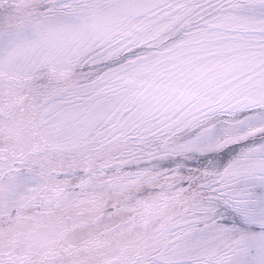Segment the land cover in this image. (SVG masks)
<instances>
[{
    "label": "snow or ice",
    "instance_id": "1",
    "mask_svg": "<svg viewBox=\"0 0 264 264\" xmlns=\"http://www.w3.org/2000/svg\"><path fill=\"white\" fill-rule=\"evenodd\" d=\"M0 264H264V0H0Z\"/></svg>",
    "mask_w": 264,
    "mask_h": 264
}]
</instances>
